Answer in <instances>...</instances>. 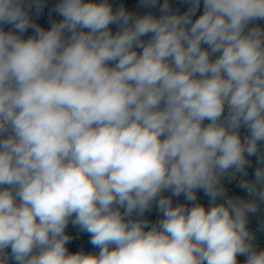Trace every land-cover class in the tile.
<instances>
[{"label": "clouds", "instance_id": "obj_1", "mask_svg": "<svg viewBox=\"0 0 264 264\" xmlns=\"http://www.w3.org/2000/svg\"><path fill=\"white\" fill-rule=\"evenodd\" d=\"M182 2L0 0V264H264V0Z\"/></svg>", "mask_w": 264, "mask_h": 264}, {"label": "built area", "instance_id": "obj_2", "mask_svg": "<svg viewBox=\"0 0 264 264\" xmlns=\"http://www.w3.org/2000/svg\"><path fill=\"white\" fill-rule=\"evenodd\" d=\"M109 2L112 4L114 10L120 5H123L128 11L133 12L135 14L143 15L151 11L153 12V14L159 15L158 8L156 9L143 8L140 5V0H109ZM169 2L172 5L174 10L179 9L181 12L186 11L187 7L189 6L187 4H184L182 0H169ZM57 3H58V0H45V7L42 9L40 15L37 16L35 13V9H33L32 12L30 13L31 18L33 19L34 22H36L37 24H39L40 26L44 28L50 27L51 21L53 20L59 21L60 19H62L54 11L55 5ZM159 3L162 4L163 0H159ZM202 12H203V2L201 0V8L197 12L196 17L202 14ZM196 17H194L193 19H195ZM258 23L264 26V21H258ZM10 27L11 26H5V31H8ZM110 28L112 29L113 33H115V31L117 30L116 25H110ZM31 34H32V30L29 29L25 33V37ZM145 39H147V37H145ZM241 134L242 135L245 134L244 129H241ZM254 168H255V163H253V167L249 169L250 178L252 176ZM224 183L227 188L228 195L246 197V192L243 189L238 187V184L236 181H232L231 183H229L227 180H225ZM165 194L167 195L169 193H165ZM197 198H198V202L203 203L206 207L208 206V197L205 196L203 191L197 192ZM173 202L174 203L176 202L185 203V200L183 196H180L179 198L174 197ZM145 217L152 222H155L157 219L160 218L155 206L153 207L151 212L145 213ZM256 226H257V221L253 219L250 222V227L255 229ZM66 231L73 237L71 242L67 245L70 253L77 252L80 250H83L85 252H97L98 251V249H95L89 243L91 237L88 233L79 231V229L76 227H73L71 223H69L68 227L66 228ZM256 244H257L258 249H264V230L257 233ZM245 259L246 258L244 256H239L238 264H244Z\"/></svg>", "mask_w": 264, "mask_h": 264}]
</instances>
